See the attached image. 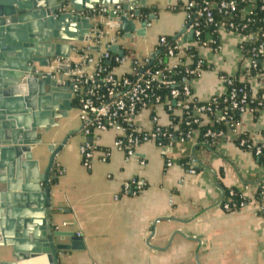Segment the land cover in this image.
Returning <instances> with one entry per match:
<instances>
[{
	"label": "crops",
	"instance_id": "0c3cea01",
	"mask_svg": "<svg viewBox=\"0 0 264 264\" xmlns=\"http://www.w3.org/2000/svg\"><path fill=\"white\" fill-rule=\"evenodd\" d=\"M187 1L146 0L140 16L153 18L143 36L132 34L129 39L98 18L94 29L105 39L90 41L89 47L97 50L87 51L99 54L113 38L112 45L122 51L130 50L138 57L156 56L160 38L175 39L184 29L182 6ZM142 9L147 10L145 15ZM184 37L186 43L191 42L185 33L181 41ZM209 37L205 34V39ZM217 39L216 51L203 46L196 49L204 68L190 82L193 98L204 103L222 96L226 81L233 79L247 85L253 97L264 91V73L248 75L241 36L219 30ZM179 56L168 60L170 68ZM68 61H79L75 50ZM183 63L189 65L190 60ZM112 72L127 77L130 66L119 65ZM171 116L179 114L175 110L171 115L160 105L141 110L135 123L148 130L155 117L162 127H168ZM56 123L58 127L44 136L41 147H32V156L43 170L49 157L46 146H55L70 135L52 165L51 172L56 170L58 175L49 191L51 225L70 223L58 231L79 234L84 245L82 251L61 252L59 264H264V215L260 213L264 192L258 191L264 182V166L235 141L236 132L258 141L264 129V105L241 115L234 130L224 129V138L213 149L200 146L194 132L190 139L173 141L167 147L143 143L132 157H126L113 147V131L101 133L93 140L101 152H96L89 169L81 164L83 137L77 108L72 104L67 117ZM102 152L107 153L105 161H101ZM189 169L194 174H188ZM131 179L143 181L144 188L136 196H122L123 183ZM224 189L245 195L247 202L234 212L222 210ZM56 243L68 245L70 241L58 238ZM9 252V248H0V261L9 260Z\"/></svg>",
	"mask_w": 264,
	"mask_h": 264
},
{
	"label": "water",
	"instance_id": "95a60500",
	"mask_svg": "<svg viewBox=\"0 0 264 264\" xmlns=\"http://www.w3.org/2000/svg\"><path fill=\"white\" fill-rule=\"evenodd\" d=\"M66 6L74 12L119 6L100 22H108L125 39L143 36L153 18L140 16L146 0H0V248L10 249L9 260L0 264L41 257L47 264H59L61 252L84 250L80 237L51 225L49 191L56 179L52 165L70 135L46 146L49 157L43 170L32 156V147H41L44 136L58 127L56 121L67 117L73 100L70 82L27 74L36 66L47 67L55 57L68 60L75 49L97 50L89 47L97 32L94 22L62 11ZM101 51L123 56L117 45L106 43ZM60 69L68 73L70 66ZM58 238L70 243L59 245Z\"/></svg>",
	"mask_w": 264,
	"mask_h": 264
},
{
	"label": "built area",
	"instance_id": "2783aa9c",
	"mask_svg": "<svg viewBox=\"0 0 264 264\" xmlns=\"http://www.w3.org/2000/svg\"><path fill=\"white\" fill-rule=\"evenodd\" d=\"M119 9V6H114L113 8L97 7L88 11L74 12L66 6L62 8V11L80 17H87L92 22H95L98 18H103L109 11L116 13ZM182 10L186 13L184 33H192V39L200 37L198 27L199 21H202L205 25H212L217 31L224 30L240 35L242 38L241 45H255L250 50V55L246 59L249 62V71L256 68L253 59L258 54L264 53V16L259 19L253 15L255 13L264 14V0H188L183 5ZM216 16L217 18L219 17V21L216 20ZM94 38L105 39V36L102 32L97 31ZM94 38L90 39V41H93ZM192 39L190 43H186L181 41L180 37L177 38L175 45L167 53L169 59L175 57L174 51L180 52L182 49L195 45L192 43ZM113 41V38L110 41L108 40V44L112 45ZM164 42L165 38H160L159 43L163 44ZM78 50L85 51V49H75L76 53H78ZM112 54L113 56H110V53L107 51H101L99 54H95V56H89L84 53L79 56V61L73 64L68 60L64 61L61 58L55 57L48 62L47 67L41 68L36 66L33 71L27 74L28 77L62 78V84L65 82L71 83L72 100L78 111L79 133L83 137L79 153L81 164L86 169L90 168L91 162L95 159L96 152H101L100 148L93 143V140L99 134L107 131L115 133L113 147L123 152L126 157H132L136 149L143 143L154 142L159 147H167L172 144L170 140L172 134L168 130H171L170 128L172 130L177 129L172 123L168 127H162L158 123L157 118L151 117V127L148 130L140 128L135 123V119L141 110L163 105L159 101V97L155 95V89L159 87L160 83L165 88L170 87L169 96L173 99V107L170 106L168 100L165 101V105L163 106H165L166 111L172 115L176 110L179 114L178 117H181L191 110L194 117L193 123H197L198 125L210 122L207 114L212 115L215 121H220L222 119V112L218 108L220 103L225 104V109L238 111L239 118L244 113L255 112L264 105L263 101L259 102L256 107L251 108L244 89L232 88L227 91L226 98L224 97L220 103L218 100L221 96L213 97L207 102L202 103L200 107L191 109L192 107L190 108V106L193 104L201 103L196 101L192 96L190 90L191 81L181 80L179 83H181L182 89L179 92L172 88L175 83L173 81H166V76L161 71L150 72L148 69L139 71L149 63L151 60L150 56H133L129 58ZM110 60L117 66L129 64L130 75H133L134 78L131 80L128 77H116L112 71H107L101 65V62H109ZM61 65L70 66L68 73H64L60 69ZM199 71L197 65L195 70L188 71L187 73L191 75L197 73L198 76ZM231 83V80L226 81L228 86ZM177 97L180 98L174 101ZM250 98L254 99L252 95ZM148 102H152L153 105L147 108ZM200 118L203 120L202 122L198 121ZM224 124L225 129L234 130L238 122L230 125L225 121ZM194 132L179 133L176 139L180 142L186 141L191 138ZM204 137L219 142L224 138V131L214 133L207 129ZM235 138H239L236 143L237 147L250 152L258 161L260 158L264 160V129L259 134L258 141L253 140L248 135L243 136L242 133L237 132ZM100 157L101 161H105L107 153L102 152ZM187 173L194 174V170L189 169ZM144 186L143 181L131 179L123 183L121 195L136 196ZM258 191L264 192V182L258 186ZM237 193L229 189L227 201L221 205L222 210L234 212L245 205L244 200H247V197L241 193ZM235 194L240 200L239 204L229 202L231 196ZM260 213L264 215L263 207L260 208ZM68 226H70V223H62L54 227V230L58 231ZM76 236H79V234H76Z\"/></svg>",
	"mask_w": 264,
	"mask_h": 264
},
{
	"label": "trees",
	"instance_id": "16d2710c",
	"mask_svg": "<svg viewBox=\"0 0 264 264\" xmlns=\"http://www.w3.org/2000/svg\"><path fill=\"white\" fill-rule=\"evenodd\" d=\"M214 1V0H213ZM183 7V6H182ZM241 7V6H240ZM147 12L146 9H142L141 10V14L145 15ZM255 18H261L264 16L263 13H255L253 15ZM219 18V17H218ZM216 16V20L219 21V19ZM198 29L200 30V37H198L197 39H192V43H194L195 45H192L186 49H182L180 52L178 51H174L175 57L179 56L181 54V56H179L178 62L175 65V67L170 68L168 66V60L169 57L167 55L168 51L170 49L173 48V46L175 45L176 39L174 38H166L165 42L163 44H159L157 47V54L155 57H151V60L149 61V63L147 65H145L143 68H141L139 71H144L146 69H148L150 72H154V71H161L165 76H166V81H173L175 84L172 87L175 90H178L179 92H181L182 89V85L181 83H179L181 80H186V81H191L192 79H194L195 77H197V73L194 74H188V71L191 70H195L197 68L198 65V69L202 70L204 68V64L201 60H199L196 56V49L197 47H210L211 49H213L214 51L217 50L218 48V39H217V30L215 29V27H213L212 25H205L204 23H202V21H199V27ZM208 34L210 37L209 39H205L204 35ZM94 42H98L99 39L94 38L93 39ZM255 47V45H249V44H242L241 45V52L243 54L244 58H247L250 55V50ZM78 53H76L78 55V57L84 53L88 54L89 56H95V54L93 55V53H90L87 51V49L84 50H78ZM110 56H113L112 53H110ZM123 56L124 57H129L132 58L134 56V53L130 50H123ZM174 57V58H175ZM189 59L190 63L188 64H184L183 62L185 61V59ZM256 68L253 70H250L248 75L249 76H259L261 74L264 73V53L262 54H258L257 57H255L253 59ZM73 64V63H71ZM101 65L103 67L106 68L107 71H112L117 65L110 60L108 61H102ZM129 79H133L134 76L133 75H129L127 76ZM231 85H227L226 87V93L227 91H229L230 89L234 88V89H240L243 88L244 92H246V95L248 97V101L250 102V107L254 108L256 107V105L259 102H263L264 101V91H260L258 94H256L254 96V99H251V93L247 87V85L245 84H240L238 83L235 79H233L231 81ZM157 88V86H156ZM169 91H170V87L169 88H165L164 85H162L161 83L159 84V87L157 89H155V95L159 97V101L161 102V104L165 105V101L168 100L170 102V106L173 107V99H171V97L169 96ZM226 93L224 94V96H221V98H219L218 102L220 103L222 101V99L225 97L226 98ZM180 97H177L176 99H174V101L178 100ZM152 102H148L146 107H150L152 106ZM202 105V103H196L193 104L192 106H190L191 109L193 108H198ZM73 106H75V103L73 102ZM225 104L220 103L218 108L221 110L222 112V119L220 121H215L214 117L211 115L207 116L209 117L210 122L204 125H198L197 123H193L194 117L192 116V111L190 110V112H188L187 114H183L181 117H173L171 116V123L172 125H175L177 127L176 130H172V128H170L171 130L170 133L172 134L171 137V141H178L176 138H178L179 133H187V132H197V143L200 144V146L207 148V149H213L215 147V145L217 144L218 141H214V140H210L209 138L204 137V133L205 131L208 129L214 133H217L219 131H224L225 129V124L224 122H228L230 125L235 124L238 122L239 120V116H238V111H230L228 110V108H224ZM199 122H202L203 120L200 118L198 119ZM243 136H246L245 134H243ZM239 138H236V143L238 142ZM259 163L261 165L264 166V160L262 158L259 159ZM52 175L55 176L57 178V171H52ZM56 181V179H54V181L51 182V184H54V182ZM228 189H224L223 190V197L221 200V205L223 203H225L227 201V195H228ZM235 193H237L235 191ZM238 194V193H237ZM230 203H237L239 204L240 200L238 198V196L235 194L234 196H231V198L229 199ZM247 200H244V203H246ZM220 205V206H221Z\"/></svg>",
	"mask_w": 264,
	"mask_h": 264
},
{
	"label": "bare ground",
	"instance_id": "6f19581e",
	"mask_svg": "<svg viewBox=\"0 0 264 264\" xmlns=\"http://www.w3.org/2000/svg\"><path fill=\"white\" fill-rule=\"evenodd\" d=\"M45 262V264H47L46 263V260H45V258L44 257H41V258H38V259H35V260H32V261H27V262H21L22 264L24 263V264H41V262Z\"/></svg>",
	"mask_w": 264,
	"mask_h": 264
}]
</instances>
